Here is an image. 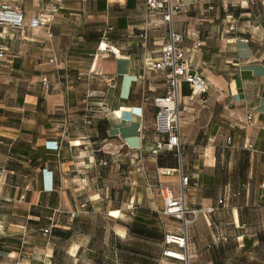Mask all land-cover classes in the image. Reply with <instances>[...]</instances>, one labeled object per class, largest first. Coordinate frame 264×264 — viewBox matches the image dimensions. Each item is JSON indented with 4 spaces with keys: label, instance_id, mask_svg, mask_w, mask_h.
<instances>
[{
    "label": "crops",
    "instance_id": "1",
    "mask_svg": "<svg viewBox=\"0 0 264 264\" xmlns=\"http://www.w3.org/2000/svg\"><path fill=\"white\" fill-rule=\"evenodd\" d=\"M175 1L181 10L171 29L183 38L184 60L208 83L205 102L179 85L185 204L214 209L197 221L204 228L202 264L226 263L215 237L248 243L252 264H259L264 250L257 235L219 233L223 226L238 230L243 211L264 210V0ZM0 2L24 17L22 29H0L6 48L0 62V264H127L131 240L148 241L132 225L161 230L159 221L138 212L116 228L135 196L140 204L142 195L144 208L150 205L127 156L138 155L145 165L149 159L159 180L180 194L179 175H162L178 168L176 154H151L166 138L152 100L165 95L167 73L153 65L170 26L148 13L144 0ZM40 15L53 18L50 28L29 29ZM104 37L108 47L100 51ZM96 72L106 81L87 77ZM88 91L103 96L86 101ZM120 176L128 188L116 187ZM49 219L54 230L43 236ZM160 244L161 262L173 264Z\"/></svg>",
    "mask_w": 264,
    "mask_h": 264
},
{
    "label": "built area",
    "instance_id": "2",
    "mask_svg": "<svg viewBox=\"0 0 264 264\" xmlns=\"http://www.w3.org/2000/svg\"><path fill=\"white\" fill-rule=\"evenodd\" d=\"M145 10L148 13L159 14L163 21L170 26L169 40L164 45L160 58L154 63L155 71H164L167 73V90L163 97H157L152 100L153 107L157 110L158 125L164 124L166 138L159 143L152 151L153 156L159 155L161 152L175 153L178 161V168L175 170H164L162 175L171 176L174 173L179 175L180 194L174 196L169 188L158 181V190L163 202V215L173 218L181 222L183 233L182 236L168 233L165 235L164 246L162 253L163 257L169 259L173 264H189V253L186 239L187 228L194 223L198 214L211 215L214 209L190 210L185 204L184 191L189 185L188 177H185L182 172L181 164V120L179 109V85L186 83L190 89L199 93L202 100L205 102L204 96L208 92V83L206 79L197 71H193L188 63L184 60V55L180 51V44L183 41L182 36L174 33L171 29L172 19L181 10V5L175 0H144ZM53 23L51 16H38L30 20L29 29L36 30L39 28L49 29ZM24 25V17L22 11L17 7L5 5L0 2V29L9 28L12 30H20ZM232 30V28H231ZM200 46V44H198ZM108 47L107 38H103L98 49L106 51ZM6 48L0 41V62L5 58ZM97 76L106 81V78L100 73H89L87 77ZM42 84L48 87L47 79H42ZM102 97L93 91L86 93L85 100H91ZM88 125L89 121L86 122ZM250 148V146H249ZM105 164V163H104ZM224 204V198L218 199V205ZM76 213L70 214V219H74ZM54 228L53 219H49L48 227L42 230L43 236H49Z\"/></svg>",
    "mask_w": 264,
    "mask_h": 264
},
{
    "label": "rangeland",
    "instance_id": "3",
    "mask_svg": "<svg viewBox=\"0 0 264 264\" xmlns=\"http://www.w3.org/2000/svg\"><path fill=\"white\" fill-rule=\"evenodd\" d=\"M118 151L116 147V152ZM132 160L131 163V171L135 172V181H137L138 185V176H141V180H143L144 186L147 189V197L150 199L149 207L144 208L142 203V195H141V203L139 204L137 201V196H135V200L133 203H127V205L122 207V213L124 216H119L120 219L116 222L117 227L121 228V226H125L131 224V222H127L125 216L132 217L130 214L141 213V214H148L152 217L155 221H159L161 225V230L158 232L157 235L161 236L167 232L171 231V234L182 236L183 228L180 221H177L173 218H169L170 220L174 221L175 224H166L163 217V202L158 190V181L159 176L156 174V171L151 168V164L149 163V159L147 160V164L145 165L142 161L140 156H135L131 153L129 156ZM116 187L118 185H124L125 188L129 187L128 182L126 179L122 180V176L115 179ZM134 196V190L125 191V198L130 200L131 197ZM118 204L120 203V197L117 198ZM118 206L112 205L111 207ZM188 208V207H187ZM150 209H153L150 211ZM189 209V208H188ZM195 210V209H190ZM159 213H158V212ZM101 212H104L101 211ZM161 213V214H160ZM203 214H198L196 220L192 225H190L186 230V239H187V246H188V253H189V264H202L203 262V245H204V228L201 223L197 224L198 217H201ZM161 217V218H158ZM167 218V217H166ZM125 221V222H123ZM244 224V225H242ZM100 224L97 225L99 227ZM211 226H213L211 224ZM238 230H235L233 226H223L220 228V234L223 235V238L233 239V235L237 234H244V235H251L255 234L260 239L258 243V248L260 250H264V210L254 209L243 211V222L239 226ZM217 234V233H214ZM215 247H217L216 251H219L221 248L225 255V264H252L251 261V247L246 246L248 243L236 242V241H229L226 240L225 242H220L219 238H214ZM98 245L101 246L99 243ZM241 245H244L241 247ZM129 249L131 250V256L129 261L125 259L127 264H163L160 260V253L162 250V246L160 242L156 240L147 241V243H140L137 241L131 240ZM256 249V248H253ZM195 252V253H194ZM135 253V254H134ZM260 263L264 262V253L260 254ZM195 259V263L193 262ZM130 262V263H129Z\"/></svg>",
    "mask_w": 264,
    "mask_h": 264
},
{
    "label": "trees",
    "instance_id": "4",
    "mask_svg": "<svg viewBox=\"0 0 264 264\" xmlns=\"http://www.w3.org/2000/svg\"><path fill=\"white\" fill-rule=\"evenodd\" d=\"M53 230H54V228L51 230V233ZM132 232L134 234L140 236L141 238H145L148 241L156 240L157 242H163V244H164L165 237L163 235H161V236L157 235L158 231L155 229H151V228L146 229L143 227H138L136 225H132Z\"/></svg>",
    "mask_w": 264,
    "mask_h": 264
}]
</instances>
